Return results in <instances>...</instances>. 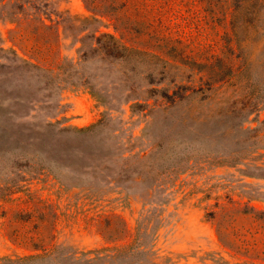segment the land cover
I'll return each mask as SVG.
<instances>
[{
  "label": "rangeland",
  "instance_id": "1",
  "mask_svg": "<svg viewBox=\"0 0 264 264\" xmlns=\"http://www.w3.org/2000/svg\"><path fill=\"white\" fill-rule=\"evenodd\" d=\"M100 33L134 48L133 71L101 64L95 93H39L24 119L107 117L118 149L94 180L0 178V257L264 264V0H0L18 59L55 67Z\"/></svg>",
  "mask_w": 264,
  "mask_h": 264
},
{
  "label": "trees",
  "instance_id": "2",
  "mask_svg": "<svg viewBox=\"0 0 264 264\" xmlns=\"http://www.w3.org/2000/svg\"><path fill=\"white\" fill-rule=\"evenodd\" d=\"M13 5L16 9L21 7ZM239 8L243 6L234 5V10ZM231 28L237 44L232 23ZM91 39V45L76 60L62 59L55 67L18 59L14 51L0 47V178L40 170L74 182L101 178L105 162L118 149L116 135L105 129L109 118L102 116L83 127L62 126L42 118L24 119L31 100L39 93L49 98L66 84H79L95 93L101 87V77H105L101 64L114 66L127 60L133 63L128 71H133L134 48L108 33L92 35ZM56 78L59 82L55 84ZM50 255L45 251L16 258L0 257V264H24L35 258L42 261L40 264H73Z\"/></svg>",
  "mask_w": 264,
  "mask_h": 264
}]
</instances>
